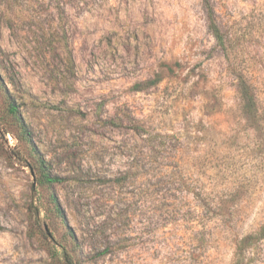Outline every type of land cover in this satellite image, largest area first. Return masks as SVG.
<instances>
[{
	"label": "rangeland",
	"instance_id": "rangeland-1",
	"mask_svg": "<svg viewBox=\"0 0 264 264\" xmlns=\"http://www.w3.org/2000/svg\"><path fill=\"white\" fill-rule=\"evenodd\" d=\"M209 2L229 58L202 0H0V264H264V0Z\"/></svg>",
	"mask_w": 264,
	"mask_h": 264
},
{
	"label": "trees",
	"instance_id": "trees-1",
	"mask_svg": "<svg viewBox=\"0 0 264 264\" xmlns=\"http://www.w3.org/2000/svg\"><path fill=\"white\" fill-rule=\"evenodd\" d=\"M202 1H203L205 10H206L208 30L210 31L211 35L215 39L218 47L225 54L226 58H229L228 57L229 51L233 48V45L235 43V39L229 38L222 33V31L220 30L219 26L216 23V20L214 17V11H213V8H212L209 0H202ZM68 61L70 62L71 65H73V61H72V57H71L70 52L68 53ZM3 92H4L5 96L7 95L6 99L8 101V105H7L8 106V112L19 124L21 123L22 131L27 132L26 127L22 124L21 118L19 117L17 106L14 104V101H12L11 98H8L9 97L8 91L6 89H3ZM39 166H40V170L43 172L41 174L39 180H38L40 185L50 187L52 184L57 182L58 179L56 177H51L49 174H47V173H45V171H43L44 165L42 162H40ZM51 198H52V205L54 206L56 213L58 215H60L61 214L60 206L58 205L57 201L55 200V198L53 196H51ZM218 204H220V203L218 202ZM261 231H262V233L264 232V226H263ZM244 241H247V240H244ZM239 249L240 248L238 246V251H239ZM63 256H64V259L66 260V264H73V258L71 256H69L68 253H64Z\"/></svg>",
	"mask_w": 264,
	"mask_h": 264
},
{
	"label": "water",
	"instance_id": "water-1",
	"mask_svg": "<svg viewBox=\"0 0 264 264\" xmlns=\"http://www.w3.org/2000/svg\"><path fill=\"white\" fill-rule=\"evenodd\" d=\"M31 175H33V174L31 173Z\"/></svg>",
	"mask_w": 264,
	"mask_h": 264
}]
</instances>
